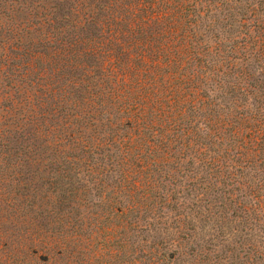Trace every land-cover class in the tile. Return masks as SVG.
<instances>
[{"label": "trees", "instance_id": "16d2710c", "mask_svg": "<svg viewBox=\"0 0 264 264\" xmlns=\"http://www.w3.org/2000/svg\"><path fill=\"white\" fill-rule=\"evenodd\" d=\"M10 179L117 185L143 264H264V0H0Z\"/></svg>", "mask_w": 264, "mask_h": 264}, {"label": "rangeland", "instance_id": "374dc122", "mask_svg": "<svg viewBox=\"0 0 264 264\" xmlns=\"http://www.w3.org/2000/svg\"><path fill=\"white\" fill-rule=\"evenodd\" d=\"M27 180L48 188L64 179L35 173ZM14 182L0 185V264H143L136 212L107 196L117 185L63 208L51 190L38 187L23 198Z\"/></svg>", "mask_w": 264, "mask_h": 264}]
</instances>
